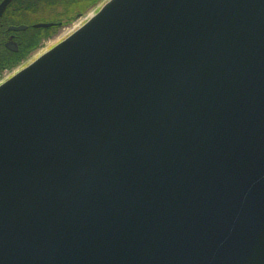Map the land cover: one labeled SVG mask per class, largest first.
Listing matches in <instances>:
<instances>
[{
	"label": "water",
	"instance_id": "95a60500",
	"mask_svg": "<svg viewBox=\"0 0 264 264\" xmlns=\"http://www.w3.org/2000/svg\"><path fill=\"white\" fill-rule=\"evenodd\" d=\"M0 264H264V0H107L0 82Z\"/></svg>",
	"mask_w": 264,
	"mask_h": 264
},
{
	"label": "flooded vegetation",
	"instance_id": "af4514ba",
	"mask_svg": "<svg viewBox=\"0 0 264 264\" xmlns=\"http://www.w3.org/2000/svg\"><path fill=\"white\" fill-rule=\"evenodd\" d=\"M106 1L11 0L0 15V81L3 79V72L10 69L9 64L14 63V69L27 65L32 60H29V56L43 47L46 41L62 38L60 36L71 31L70 26L74 20L89 18ZM20 26L25 27L17 28ZM25 52L29 55L27 60L22 58L15 63L16 58L11 59L13 54L21 56Z\"/></svg>",
	"mask_w": 264,
	"mask_h": 264
},
{
	"label": "rangeland",
	"instance_id": "374dc122",
	"mask_svg": "<svg viewBox=\"0 0 264 264\" xmlns=\"http://www.w3.org/2000/svg\"><path fill=\"white\" fill-rule=\"evenodd\" d=\"M83 20H84V18H78V19L74 20V22H73L72 25L70 26V30H72L75 26L79 25ZM60 35H61V34H60ZM63 35L65 36V33H64ZM63 35L60 36V37H63ZM58 40H60V39H58ZM58 40H57V39H56V40H52L51 42L46 41V43L43 45V47H40L39 50H38L37 52H35L34 54H32V55L29 56V60L33 59V58H34L35 56H37L39 53H41L42 51H44V50L46 49V47H48L49 45H51L52 43H54L55 41H58ZM27 59H28V58L24 59V61L27 60ZM25 63H27V62H25ZM22 66H23V65H22ZM17 69H18V67H17L16 69L13 68V69L5 70V71L3 72V75H2L3 79H5V77L10 76V75H11L13 72H15Z\"/></svg>",
	"mask_w": 264,
	"mask_h": 264
},
{
	"label": "trees",
	"instance_id": "16d2710c",
	"mask_svg": "<svg viewBox=\"0 0 264 264\" xmlns=\"http://www.w3.org/2000/svg\"><path fill=\"white\" fill-rule=\"evenodd\" d=\"M27 53H28V52H25V54H23V55H21V56H18V53H17V54H13V57H12L11 59H15V58H16L15 63H17L20 59L26 57V56H27ZM9 57H10V56H9ZM9 67H10V68H13V67H14V63L9 64Z\"/></svg>",
	"mask_w": 264,
	"mask_h": 264
}]
</instances>
